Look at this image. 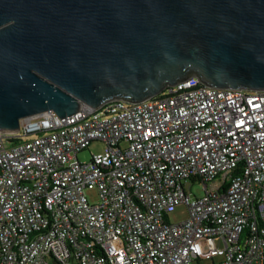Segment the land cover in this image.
Wrapping results in <instances>:
<instances>
[{"label":"built area","instance_id":"built-area-1","mask_svg":"<svg viewBox=\"0 0 264 264\" xmlns=\"http://www.w3.org/2000/svg\"><path fill=\"white\" fill-rule=\"evenodd\" d=\"M19 127L0 132V264H264V90L190 77Z\"/></svg>","mask_w":264,"mask_h":264},{"label":"water","instance_id":"water-1","mask_svg":"<svg viewBox=\"0 0 264 264\" xmlns=\"http://www.w3.org/2000/svg\"><path fill=\"white\" fill-rule=\"evenodd\" d=\"M190 77L264 90V0H0V132Z\"/></svg>","mask_w":264,"mask_h":264},{"label":"rangeland","instance_id":"rangeland-1","mask_svg":"<svg viewBox=\"0 0 264 264\" xmlns=\"http://www.w3.org/2000/svg\"><path fill=\"white\" fill-rule=\"evenodd\" d=\"M34 136V134L24 136V139H31ZM8 145V144H7ZM105 149V144L103 141L94 140L88 144V146L80 151L77 156L79 160H88L90 159L91 154L100 153ZM203 184L202 183H193L190 187V196L191 197H200L203 194ZM89 202H95L98 197L95 190H85ZM187 209L184 204L177 205L175 209L167 216L168 221L170 222H179L187 217ZM211 262L210 259H204L202 260L201 264H209ZM193 264H196L194 262Z\"/></svg>","mask_w":264,"mask_h":264}]
</instances>
